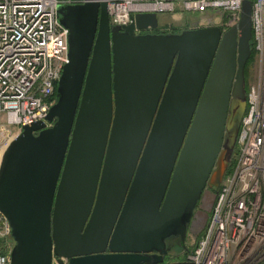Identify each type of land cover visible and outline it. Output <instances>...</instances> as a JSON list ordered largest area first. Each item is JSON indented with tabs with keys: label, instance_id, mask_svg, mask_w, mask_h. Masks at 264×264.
I'll use <instances>...</instances> for the list:
<instances>
[{
	"label": "water",
	"instance_id": "obj_1",
	"mask_svg": "<svg viewBox=\"0 0 264 264\" xmlns=\"http://www.w3.org/2000/svg\"><path fill=\"white\" fill-rule=\"evenodd\" d=\"M67 61L45 122L0 163L9 264H162L216 191L245 112L251 2L238 25L111 27L106 0H58ZM46 123L51 127L47 128Z\"/></svg>",
	"mask_w": 264,
	"mask_h": 264
},
{
	"label": "built area",
	"instance_id": "obj_2",
	"mask_svg": "<svg viewBox=\"0 0 264 264\" xmlns=\"http://www.w3.org/2000/svg\"><path fill=\"white\" fill-rule=\"evenodd\" d=\"M246 0H106L111 27L138 14H204L238 25ZM251 2V78L246 87L232 170L209 218H195L182 261L162 264H264V0ZM58 0H0V163L23 127L45 122L67 61ZM46 127L51 125L46 123ZM201 232V233H200ZM10 228L0 213V264H9Z\"/></svg>",
	"mask_w": 264,
	"mask_h": 264
},
{
	"label": "crops",
	"instance_id": "obj_3",
	"mask_svg": "<svg viewBox=\"0 0 264 264\" xmlns=\"http://www.w3.org/2000/svg\"><path fill=\"white\" fill-rule=\"evenodd\" d=\"M158 27L154 34H179L182 31L194 29L198 27L218 26L223 23L220 18H214L210 12L204 14H182L176 11L173 14L156 15Z\"/></svg>",
	"mask_w": 264,
	"mask_h": 264
},
{
	"label": "flooded vegetation",
	"instance_id": "obj_4",
	"mask_svg": "<svg viewBox=\"0 0 264 264\" xmlns=\"http://www.w3.org/2000/svg\"><path fill=\"white\" fill-rule=\"evenodd\" d=\"M218 27H221L222 31H226L228 29V28L224 29L221 25H218ZM197 28H200V27L197 26L194 29H197ZM249 45H250V56H249V59L246 61L245 65H244V69H243V75H244V92H246L247 83H248V80L250 78L249 77V72H250V60H251V43H249ZM236 152H237V149L235 147L234 150H233V153H232V157H231L230 165L229 166H231V163L233 162V159H234V157L236 155ZM215 196H216V192L215 191L206 190L203 193V196L201 198V202L198 204V206L196 207V209L194 211V217L192 218V220L190 222V226H189L188 234L187 235H189V233L193 229L192 223H193V221H194L195 218L200 217L202 226L205 224V222L207 221V219L209 217L210 208H211L212 203L214 202ZM207 199L208 200L210 199V202H207ZM10 246H11V250H12V248L14 246V243L12 242V240L10 242Z\"/></svg>",
	"mask_w": 264,
	"mask_h": 264
},
{
	"label": "rangeland",
	"instance_id": "obj_5",
	"mask_svg": "<svg viewBox=\"0 0 264 264\" xmlns=\"http://www.w3.org/2000/svg\"><path fill=\"white\" fill-rule=\"evenodd\" d=\"M223 21V20H222ZM251 73L249 72V77H251L250 75ZM248 77V78H249ZM207 202H210V199H207ZM190 243L189 241H187V246H189ZM184 251L178 249V248H174L172 249L167 256L164 258V263L167 262H171V263H177V262H181L182 261V256H183Z\"/></svg>",
	"mask_w": 264,
	"mask_h": 264
},
{
	"label": "bare ground",
	"instance_id": "obj_6",
	"mask_svg": "<svg viewBox=\"0 0 264 264\" xmlns=\"http://www.w3.org/2000/svg\"><path fill=\"white\" fill-rule=\"evenodd\" d=\"M246 1H247V0H246ZM241 8H242V7H241ZM240 11H241V9H240ZM210 13H211V12H210ZM221 20H222V19H221ZM221 24H222V23H221ZM209 26H212V25L208 23L207 26H204V27H209ZM204 27H200V28H204ZM230 28H232V27H230ZM230 28H228L227 30H229ZM191 30H192V29H191ZM227 30H226V31H227ZM223 32H225V31H223ZM250 78H251V77H250ZM250 78H249V80H250ZM249 80H248V81H249ZM246 92H247V91H246ZM246 92H244V94H245V98H246ZM245 107H246V106H245ZM233 160H234V159H233ZM232 164H233V162L231 163V166H232ZM229 165H230V163H229ZM229 165H228V166H229ZM231 166L227 167V169L225 170V172H224V174H223V177H222L221 181H223V180L227 177V175L231 172V170H232V167H231ZM220 184H221V182H220ZM219 186H220V185H219ZM218 189H219V188H218ZM218 189H217V190H218ZM207 190H208V189H207ZM217 190L215 191L216 194H217ZM212 191H214V190H212ZM200 202H201V200H200ZM200 202H198V204H199ZM198 204H197V206H198ZM212 205H213V203H212ZM212 205H211V207H212ZM197 206H196V207H197ZM195 209H196V208H195ZM210 210H211V208H210ZM209 214H210V213H209ZM199 218H200V217H199ZM208 218H209V217H208ZM207 220H208V219H207ZM206 222H207V221H206ZM206 222H205V223H206ZM204 225H205V224H204ZM204 225H203V226H204ZM203 226H202V224H201V227H203ZM190 233H191V232H190ZM190 233H189V234H190ZM200 233H201V232H200ZM188 236H189V235H187V238H186V242H185L186 250H185L184 252H186V251L188 250V246H187Z\"/></svg>",
	"mask_w": 264,
	"mask_h": 264
},
{
	"label": "trees",
	"instance_id": "obj_7",
	"mask_svg": "<svg viewBox=\"0 0 264 264\" xmlns=\"http://www.w3.org/2000/svg\"><path fill=\"white\" fill-rule=\"evenodd\" d=\"M54 100H55V95H54Z\"/></svg>",
	"mask_w": 264,
	"mask_h": 264
}]
</instances>
